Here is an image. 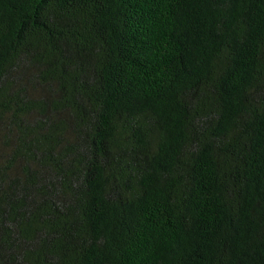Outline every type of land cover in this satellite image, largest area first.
I'll use <instances>...</instances> for the list:
<instances>
[{
	"label": "trees",
	"instance_id": "16d2710c",
	"mask_svg": "<svg viewBox=\"0 0 264 264\" xmlns=\"http://www.w3.org/2000/svg\"><path fill=\"white\" fill-rule=\"evenodd\" d=\"M0 264H264V0H0Z\"/></svg>",
	"mask_w": 264,
	"mask_h": 264
}]
</instances>
